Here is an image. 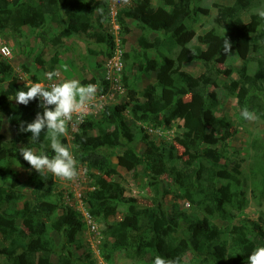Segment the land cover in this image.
<instances>
[{"label":"trees","instance_id":"obj_1","mask_svg":"<svg viewBox=\"0 0 264 264\" xmlns=\"http://www.w3.org/2000/svg\"><path fill=\"white\" fill-rule=\"evenodd\" d=\"M106 3V0H0V30L9 29L17 33L22 25L35 29L41 39L32 47L37 61L42 60L48 49L42 40L45 39L43 28L50 22L59 32L52 39L56 45H59V38L70 37L73 29H78L95 42L90 47L91 51H100L99 42L112 50L111 35L93 29L96 28L94 21L99 24L108 21L110 13ZM252 3L254 0H233L227 5H216L211 26L198 35L191 29L195 21L189 15L193 9L191 0H162L161 4L168 7V21L161 17L164 7L161 4L155 6L153 0H132L131 5L116 12L117 23L125 33L130 32L129 20L140 24L143 32L137 38V45L141 50L161 45L160 37L151 40L147 36L150 31L163 32L169 38L165 39L169 40V48L177 46L179 50L175 56L166 51L162 60L145 59L144 71H155V85L138 90L129 86L124 78L126 100L105 104L97 118L88 115L75 131L69 125L71 140L66 135L60 137L63 144L73 146L71 152L77 164L97 171L91 175L93 188L85 191L82 203L94 220L99 219L103 223L98 252L104 261L111 263L115 252L123 251L127 258L132 259V264H153L156 255L179 258L180 264H247L251 251L258 245H264L263 217L258 221L240 219V227L228 234L214 222V219L232 220L248 202L240 191L245 186V182H241L242 166L227 160L221 163L220 158L224 155L215 149L219 140L233 134L229 123L212 112L219 99L211 94L209 97L213 100H209L199 91H194L189 100L180 99L182 93L199 86L195 76L181 70L184 63L202 60L203 80L210 83H215L223 73L230 76L229 69L219 68L212 59L223 50L225 36L231 42V50L244 59L250 51L264 46V28L259 26L257 11L251 13L246 23L241 17L243 12L250 10ZM95 7L102 9L103 14L94 16ZM198 9L201 14L209 15L207 9ZM258 29L261 31L256 33ZM193 38L198 44L189 45ZM258 58L261 59H257L259 64L252 74L243 67L237 79L223 83L226 91L236 98L243 121H247L241 116L244 108L264 117V90L256 87L258 81L264 80V50ZM49 67H58L57 57L51 58ZM31 80L39 82L40 76L35 74ZM95 80L83 79L82 84ZM24 84L13 75L9 61L0 55V129L5 120L15 131L12 141L0 143V257H5L12 264H95L94 258L75 257L71 249V246H79L75 245L77 233L87 229L82 211L62 204L61 193L54 194L55 183L50 178L37 176L31 179L35 200L26 199L18 188V174L9 168L11 162L29 166L19 153L22 146L32 148L37 154L41 151L50 157L54 154L47 131L42 132L36 142L31 140V133L19 131L22 121L26 126L37 112H43L38 98L27 106L16 103L15 93L26 90ZM105 89L106 85L103 92ZM126 110L136 121L148 123L158 120L157 123L165 127L174 120L183 121L182 131L174 140L186 150V156L176 155L174 144L147 140L144 134L142 139L146 149L141 155L128 148L116 157V165L128 171H135L140 165L142 175L151 183H157L162 174L181 181L173 192L174 196L198 208L203 216L187 218L179 235L181 212L169 214L160 207L152 208L140 203L139 199L126 196L122 185L110 177L117 174L116 165L99 150L118 146L122 138L132 140V129L123 116ZM93 130L95 133H91ZM202 144H206L205 147ZM258 148L264 150L263 144ZM246 170L252 194L264 196V156L259 153L247 163ZM19 202H22L21 206ZM176 207L174 204L173 209ZM118 213L121 216L115 218ZM48 229L63 238V254L57 262L50 261L46 255L55 252L54 238ZM17 251H21L23 261L19 260Z\"/></svg>","mask_w":264,"mask_h":264},{"label":"rangeland","instance_id":"obj_2","mask_svg":"<svg viewBox=\"0 0 264 264\" xmlns=\"http://www.w3.org/2000/svg\"><path fill=\"white\" fill-rule=\"evenodd\" d=\"M85 1V0H84ZM192 1V11L189 13L193 16L195 21L191 24V29L194 31L195 35L202 34L212 24V18L216 14V5H227L233 0H191ZM107 2V0H106ZM162 0H153L155 6L160 5ZM108 10V2L106 3ZM164 7V12L161 17L168 21V7L161 4ZM97 7V6H96ZM95 7L94 16L98 13ZM201 9H207L209 15L201 14ZM264 8V0H254L250 10L243 12L241 17L246 23L249 21L251 13H254L258 9ZM100 9V8H99ZM49 18V17H48ZM170 20V19H169ZM109 21V19H108ZM105 22H93L96 28L94 30H100L101 33H105L107 26H109L107 31H112V41L113 48L109 50L108 46L99 42L100 51L93 52L90 50L95 42L87 35L78 32V29H73L74 32L70 37L59 38V45L52 42V39L59 35L58 29L53 23L45 25L43 28L44 40L42 42L48 47L45 54L42 56L41 61H37L34 58V51L32 47L38 44L40 35L34 29L29 28L26 25L20 26V30L17 33L10 32L9 29L0 30V40L4 41L8 47L11 49V56L5 58L9 61L13 69V75L16 76L20 83H27L29 79H32L33 75L37 74L40 76V83L48 85L52 82H60L63 79H78L83 83V79L89 80L95 78L96 80L92 83L98 85L97 99L95 103H99L101 106L104 104H116L127 99L126 90L124 87V78L129 86H134L138 90H142L147 85H155L156 75L155 72L146 73L145 59L146 58H163V54L168 51V54L175 56V53L179 48L177 46H172L169 48V40L166 35L161 31H150L147 32L149 38L154 39L156 36L160 37L161 45L159 48L141 50L137 45V38L143 32L139 27V23L135 20H129L128 25L130 32L125 33L121 26H114L112 21ZM189 23L188 21H186ZM167 24H169L167 22ZM190 24V23H189ZM99 26V27H98ZM261 28H264V19L260 18ZM261 30H257L259 33ZM107 33V32H106ZM42 36V35H41ZM111 36V37H112ZM169 39V38H167ZM41 40V39H40ZM40 42V41H39ZM164 42V43H163ZM198 44L195 38L191 40L189 45ZM205 48L204 45H202ZM264 50V46H261L257 51H250L248 56L244 59L240 57L235 50H231V54L225 55L223 50H221L219 56H215L212 59L215 60L217 66L223 70L229 69L230 76L223 75L218 77L215 83H210L207 80H203L202 74L205 70L202 66L201 61H193L189 63H184L181 66L182 71H186L191 75L195 76L199 81V86L194 90H187L181 94V101L189 100L195 91L204 93L207 97L211 94L213 97L218 98L216 101L212 112L216 117H222L225 121L229 123V129L233 134L226 139H221L216 144V150H220L223 153V157L220 158V162L239 163L242 166L241 169V182H245V186L241 187L240 190L244 196L248 199L246 207L236 213L232 220H219L214 219V222L228 233H232L236 228L240 227V219H247L258 221L260 218H264V196H255L251 192V187L249 186V176L247 174V163L253 161L255 157L260 153L264 156V150H259L258 146L263 144L264 146V117L259 116L257 121H243L240 118L236 98L229 94L223 87L224 82H229L230 79H237L239 77V71L244 67L247 73H253L258 67V60L261 58V52ZM111 55L117 53L119 54L120 61L123 64L119 81H115L116 72L114 68L110 66L108 60V53ZM127 53L128 56L122 57V54ZM162 55V57H161ZM57 57L58 67L50 68L51 58ZM258 59V60H257ZM67 66V71L65 67ZM26 69H24V67ZM111 68V69H110ZM110 69V70H109ZM55 71L57 76L53 78V81H49L45 77V73ZM107 76L109 78L107 79ZM105 81V82H104ZM208 83V84H205ZM257 88L259 90H264V80L257 82ZM87 84V83H85ZM106 85L105 92H103V87ZM213 97L209 100H213ZM142 99V98H141ZM100 108L93 107L92 110L97 114H91L92 117L98 115ZM2 116V115H1ZM124 119L128 127L132 129V140L128 141L126 139H121L120 144L115 147H103L99 151L107 155L110 159V163H117V156L121 155L124 150L132 148L136 153L142 154L146 149V145L142 139L145 134L147 140H155V142L164 141L163 143L174 144L176 148V155L186 156V150H184L180 145L175 143V137L180 135L182 131V120H174L168 127H165L157 121L150 120L147 122L136 121L131 118L129 112L124 111ZM3 117V116H2ZM156 118H158L156 116ZM222 130L223 128H219ZM210 133L209 129L207 130ZM69 132V128H68ZM2 138L1 142L12 141L15 131L10 129L4 120V123L0 129ZM95 133V131H91ZM69 135V133L67 134ZM68 137L69 140L72 139V134ZM206 144H202L205 147ZM69 147L70 151L73 146ZM35 151V150H34ZM177 161V160H176ZM179 162V161H177ZM170 165V163H169ZM9 168L18 174L20 179V184L18 188L26 199L35 200L34 192L32 191L31 179L37 176L44 177L45 179L50 178L55 183L54 194L61 193V201L64 205H69L76 209H81L82 197L85 191L93 188L91 183V175L97 173L94 169H89L84 164H78V171L80 175L76 180L66 181L62 178H58L51 174L50 172H44L39 174L31 166H22L11 162ZM117 174L110 175L112 180L119 182L124 188V194L126 196H132L140 203H143L152 208L164 209L167 213L172 214L175 212H181L182 216L179 218L178 225V235L181 234L183 227L185 226V221L187 218L201 217L203 214L196 207L185 204L182 199L175 197L173 192L176 188L181 185V181L172 180L167 177L166 174H162L157 183H151L150 180L142 175L141 166L135 171H128L124 167L116 165ZM22 202L18 204L21 206ZM177 204L176 209H173V205ZM121 213H118L115 218H119ZM112 219V218H111ZM97 224V232L100 234L94 235L90 230H80L77 235V241L75 243L79 244L77 248L71 246V249L78 258L79 255L83 257H88V259L95 260V264H132V259L127 258L123 251H117L114 254L111 263H108L102 259L99 255L97 245L102 239V227L103 223L97 219L95 220ZM48 233L53 235L55 252H48L46 255L50 261L57 262L62 254L61 251L63 238L59 233H55L48 229ZM100 237V238H99ZM99 241V242H98ZM98 242V243H97ZM74 245V244H73ZM17 256L20 261H23L21 251H17ZM75 256V257H76ZM147 258V257H146ZM83 259V258H82ZM0 264H12L5 257H0Z\"/></svg>","mask_w":264,"mask_h":264},{"label":"clouds","instance_id":"obj_3","mask_svg":"<svg viewBox=\"0 0 264 264\" xmlns=\"http://www.w3.org/2000/svg\"><path fill=\"white\" fill-rule=\"evenodd\" d=\"M124 3H128V0H124ZM131 3L132 0H130L128 5H131ZM126 7L127 5H124L120 9ZM97 12L101 15L103 14L102 9L98 8ZM257 15L264 19V8L258 9ZM109 21H112L114 26H118L115 16L109 14ZM109 26H107L105 31L112 36V33H110L112 31H107ZM222 48L225 55L231 54L232 45L226 36L223 39ZM0 51H3L6 55H11V49L6 45H0ZM115 55L116 53L109 55L110 57L106 59L111 60L110 62L108 61L110 66L113 64L112 57ZM64 67L65 71H67V66L65 65ZM122 67L123 64L121 62V69L115 71V81L117 82L119 81ZM57 75L55 71L45 73V77L49 81H53V78ZM24 88L26 90H18L15 93L16 103L27 106L30 101L38 98L41 102L39 107L43 109V112L42 114L37 112L35 118L27 123L26 126L25 122L22 121L19 131L31 133V140L33 142L38 141L41 133L47 131L50 149L54 154L51 157L45 151L37 154L32 148L22 146L19 148L20 155L39 174L50 172L54 176L66 181L76 180L80 175L77 160L69 147L61 142L60 137L71 135H67L68 126L73 122L74 117L77 122H82L93 107L100 108L98 114L101 112L102 106L99 103L94 104V101L97 99L98 85L95 83L82 84L78 79H63L60 82H52L45 85L44 83L33 82L29 79L24 84ZM95 114L97 113L95 112ZM241 116L247 121H257L259 119L256 113L250 111L248 108L241 110ZM185 204L190 205L187 201H185ZM80 210L83 214V220L87 224V229L93 232L95 236L100 234L97 232L95 220L87 213L84 205H81ZM153 264H180V261L179 258L173 259L156 255ZM247 264H264V245H258L251 251L247 257Z\"/></svg>","mask_w":264,"mask_h":264},{"label":"built area","instance_id":"obj_4","mask_svg":"<svg viewBox=\"0 0 264 264\" xmlns=\"http://www.w3.org/2000/svg\"><path fill=\"white\" fill-rule=\"evenodd\" d=\"M129 2H130V0H128V3H124V0H108V8H109L110 14L112 16H115L116 12L120 9V7H122L124 5H128ZM116 27H117V25H116ZM0 45H6L8 47V45L4 41H1V40H0ZM0 55L2 57H4V58H8V57L11 56V55L4 54L3 51H0ZM112 62H113V64L111 65V68L113 67L115 71H119L121 69V61L119 60V54L116 53V55L112 57ZM107 78H109V76H107ZM90 113L95 114V111H93L91 109ZM79 123L80 122H77L76 119H75V117H74L73 122H71L69 125L72 128V130H76L77 125H79Z\"/></svg>","mask_w":264,"mask_h":264}]
</instances>
